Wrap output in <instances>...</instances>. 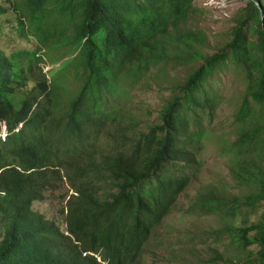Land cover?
<instances>
[{
  "label": "trees",
  "instance_id": "1",
  "mask_svg": "<svg viewBox=\"0 0 264 264\" xmlns=\"http://www.w3.org/2000/svg\"><path fill=\"white\" fill-rule=\"evenodd\" d=\"M67 1L72 19H78L72 43L80 58L65 69L73 68L74 77L84 82L71 102H58L54 79L39 73L30 80L0 49V119L11 132L0 142V264H143L146 254L155 257L156 230L188 176L171 168L179 161L199 165L197 155L209 132L203 124L194 127L197 109L214 113L210 85L215 74L231 66L246 72L247 88L234 119L237 137L222 142L224 153L233 155L227 162L230 181L199 189L197 207L199 214L221 215L225 227L217 234L227 236L237 253L238 261L216 252L209 263L264 264V0H248L238 11L233 39L194 68L184 90L164 106L160 123L150 127L134 116L127 124L116 123V114L95 120L92 110L102 99L83 63L99 40L125 47V22L153 27L166 7L181 12L183 0H111L108 18L100 16L104 0ZM134 13L141 16L131 18ZM171 26L176 24L166 23L160 37L145 44L153 60L164 55L166 49H158ZM102 88L128 94L125 88ZM38 98L50 118L47 129L41 110H33ZM102 132L119 148L109 155L83 152L84 144ZM66 184L74 191L69 196ZM56 191L65 228L32 207Z\"/></svg>",
  "mask_w": 264,
  "mask_h": 264
},
{
  "label": "rangeland",
  "instance_id": "2",
  "mask_svg": "<svg viewBox=\"0 0 264 264\" xmlns=\"http://www.w3.org/2000/svg\"><path fill=\"white\" fill-rule=\"evenodd\" d=\"M26 1H0V45L11 51L12 48L6 40L17 36L21 39L19 46L27 44L26 37L31 38L36 46L43 45L44 52L40 50L37 56L33 54V59L43 62L41 74L48 80L56 73L54 83L57 82L58 96L68 99L77 94L78 88L84 84L81 79L74 77L73 68L65 69L80 58V54L75 57L79 51H73V44L67 41L75 31L68 28L65 35H58L54 28L45 27L44 24L39 25L29 11ZM247 2L248 0L194 1L196 8L202 12L201 30L207 32L210 52H216L231 40L233 17L240 9L246 7ZM42 7H45L42 12L50 15L47 20L49 23L54 22L56 18L60 23L68 19L61 15V7L54 0H43ZM202 64L197 62L195 67ZM61 72L65 75H61ZM246 75L244 70L240 71L234 66L215 74L210 85V98L215 103L214 113L210 115L209 109H206L201 117L202 124L209 132L205 146L197 155V161L201 160V163L196 169L190 189L186 195L179 197L177 207L165 220L163 228L158 230L160 239L151 246L158 247L159 251L155 257L146 254L144 264H211L209 260L216 255V252L223 254L224 259L230 257L238 261L237 253L230 245L229 238L217 234L225 227L221 215L218 218L214 214L202 215L199 214L201 212L199 207L195 206L193 210L189 208L199 189L217 187L229 182L226 179L227 162L230 163L233 155L224 153L222 142L226 139L232 142L237 137L234 119L247 88ZM185 77L186 72L183 67H168L162 77L152 70L147 78L144 77L131 86L129 96L122 100L123 115L118 117L116 123L127 124L130 116L136 117L143 127L154 123L159 116L161 106L173 93L171 83L178 84ZM113 138H108L107 133L102 132L95 141V147L102 152L115 150L114 147L119 148V145L112 142ZM182 164L181 161L174 163L172 170L175 171ZM183 172L190 175L193 170L188 169ZM46 196L49 199L43 203H35L33 209L44 213L46 218L47 216L55 218L62 226V217L57 214L60 208L57 201L60 192L46 193ZM237 222H240V218ZM192 250L195 253H192ZM251 250L255 252L258 248L254 246ZM216 264L224 263L220 261Z\"/></svg>",
  "mask_w": 264,
  "mask_h": 264
},
{
  "label": "clouds",
  "instance_id": "3",
  "mask_svg": "<svg viewBox=\"0 0 264 264\" xmlns=\"http://www.w3.org/2000/svg\"><path fill=\"white\" fill-rule=\"evenodd\" d=\"M1 1V0H0ZM9 1V0H8ZM57 2L58 5L61 7V15L64 17H68L65 19V22L60 23L56 18L54 22L49 23L47 20L50 18V15H46L43 11L42 2L43 0H27L26 5L33 15L38 21L39 25L44 24L45 27L54 28L55 31L62 32L63 35L66 34L68 28H72L75 31V25L78 22V19H72V15L69 10V2L67 0H54ZM148 0H136L137 3L139 2H147ZM188 1V0H187ZM195 0L188 1V4L183 0L182 11L181 12H170L166 7L164 9L163 17L159 20H156V23L153 27H148L146 25H142L139 28L132 26L129 21L123 24V29L126 31L127 39L125 47H116L113 43L109 42V40L101 41L99 40L97 44L91 45L89 50V59L85 61L84 68H87V73L91 75L92 83L95 85L94 89L98 91V97L102 99V104L95 110L97 114L94 115L95 120H98V117H107L113 114H116L118 117L123 115V107H122V100L127 98L131 91V86L135 82H139L140 79L144 77H148L151 71L157 74L159 77H162L166 74V70L168 67L176 66V67H183L186 72L185 79L178 83H171V87L173 88V93L169 95V99H167L164 104L160 108L159 116L154 123H151L148 127L159 124L160 123V116L162 114V110L164 106L173 98L180 95V91H183L185 86L190 81L194 68L197 62L205 63V58L210 57L215 53L221 52L228 43L233 39V28L236 25L235 17L237 13L233 17V27L231 28L230 35H232L231 40L223 47L219 48L216 52H210L208 48V36L207 32L201 30L202 28V12L200 9L196 8L194 5ZM258 6L261 8L260 3ZM262 9V8H261ZM112 10L111 0H104L100 4V16L103 18H108L110 16V11ZM141 16L140 13L130 14L131 18H137ZM24 17V16H23ZM23 19V18H22ZM176 24V26H171L169 32L166 34V38L162 41L161 47L158 50L166 49L164 55L159 60H153V57L149 56V52L145 50V44L151 43L149 39L152 37H160V32L163 30L166 23ZM25 30H22V32ZM111 30H105L106 35ZM58 34V33H57ZM58 34V35H62ZM74 35L68 39L67 41L72 43V39ZM27 44L25 46H19V41L21 40L19 36L17 37H10L6 41H8L9 45L11 46L12 50L8 51V49L2 47L0 45V49L8 59L10 58L11 61L15 60L16 63L22 68V73L26 77L29 74V79L33 80L34 77L38 73H41L43 69V62L35 61L33 59V54L36 56L39 54L38 52L42 50L44 52L43 45L38 44L37 46L34 45L31 38L26 37ZM45 43L44 41H42ZM73 44V43H72ZM75 45H73V51H75ZM79 51V50H78ZM41 52V51H40ZM16 54L20 55L21 57L16 56ZM116 54V57H115ZM78 55L76 53L75 57ZM200 67V66H199ZM85 68V69H86ZM236 68V67H235ZM239 70V69H238ZM241 71V70H240ZM52 79H56V73L53 74ZM59 80V79H58ZM57 80V81H58ZM57 83V82H56ZM103 87H110V88H125V91L128 94L122 96H117L114 89H103ZM209 89L207 84V90ZM77 94L69 97L68 99L58 98V102H66L68 104ZM40 98H38L37 102L33 104V110L39 108L43 115L44 124L46 129L49 126L50 118L45 115V110L40 107L39 103ZM204 107H200L197 109L198 117L197 123L194 127H198L201 123L200 117L202 114L206 112ZM213 110L209 109V114ZM24 125V121L20 122L18 126L14 129L15 131L20 130ZM43 128V130H46ZM11 134L9 128L7 126L6 121L0 119V142H5L8 135ZM47 137L48 134H45ZM98 138H94L85 143V147L82 148L83 152L89 151H96L97 155H102V150H99L95 147V141ZM81 151V150H80ZM113 150L105 151V155H109ZM183 164L178 166V168L172 172L179 173V176L186 175L183 171L192 169L193 172L188 175L186 179V185L184 189L181 191V194L178 196V200L176 205L173 207H177L179 202V197H183L186 195L188 190L190 189L191 185L193 184L194 175L196 169L201 163L199 161V165L196 167L195 160L192 163H186L185 161H181ZM228 171V169H227ZM182 172V173H181ZM228 181H230V175L228 171V175L226 177ZM66 188L68 191V196L74 191L66 184ZM197 193L195 194V199L190 202L191 206L189 210H193L195 206H197ZM217 194V193H216ZM215 194V195H216ZM49 199L48 196H45L44 201ZM173 209L171 210V214L173 213ZM219 212V211H218ZM169 213V215H170ZM62 217V226L58 223L55 218L48 217V219L53 220L56 224L60 225L61 228L64 227L63 222V213L61 208L57 211ZM168 215V216H169ZM168 217L165 218V220ZM157 228V233L159 229L163 228L164 222ZM145 259V257H144ZM100 260V259H99ZM131 264H134L131 263ZM144 264V263H143Z\"/></svg>",
  "mask_w": 264,
  "mask_h": 264
}]
</instances>
